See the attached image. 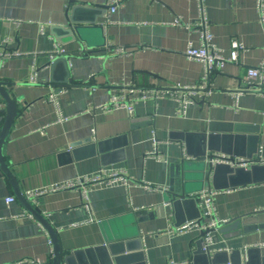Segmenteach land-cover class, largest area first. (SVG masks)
I'll list each match as a JSON object with an SVG mask.
<instances>
[{
  "label": "crops",
  "instance_id": "1",
  "mask_svg": "<svg viewBox=\"0 0 264 264\" xmlns=\"http://www.w3.org/2000/svg\"><path fill=\"white\" fill-rule=\"evenodd\" d=\"M112 1L0 0V53L7 37L13 39L8 50L21 53L0 58V82L17 103L3 155L20 190L28 198L29 191L100 169L123 170L130 177L127 187L94 185L86 194L63 190L31 201L54 228L63 256L78 252L74 264H264V168L243 175L248 184L235 183L214 196L221 221L217 233L233 219L241 223L217 236L213 262L198 252V229L170 231L192 222L189 216L201 210L197 194L214 185L192 193L197 207L179 216L165 201L167 191L185 178L184 162L202 151V135L212 124L258 126L264 138V95L257 88L239 93L247 70L264 66V18L257 0H204L215 46L226 57L234 40L244 50L238 63L213 77L211 95L189 105L183 116L166 97L143 100L132 116L126 109L95 107L128 95L130 87L201 84L202 63L185 54L190 42L200 45V33L173 25L176 18L192 24L197 0H121L110 12ZM71 23L82 32L81 42L66 32ZM56 44L67 50V63L52 69ZM117 49L125 53L117 55ZM69 74L72 84L62 85ZM32 77L35 84L29 83ZM54 90L60 109L47 101ZM5 109L0 96V134ZM262 142L252 164L264 167ZM144 183L163 190L150 191ZM10 197L15 201L8 204ZM29 215L0 168V264L53 262L48 231Z\"/></svg>",
  "mask_w": 264,
  "mask_h": 264
},
{
  "label": "built area",
  "instance_id": "2",
  "mask_svg": "<svg viewBox=\"0 0 264 264\" xmlns=\"http://www.w3.org/2000/svg\"><path fill=\"white\" fill-rule=\"evenodd\" d=\"M121 4V0H114L110 2V12H115L117 6ZM264 0H257V10L264 18ZM197 18L190 23H185L181 18H176L173 25L185 27L189 31L198 30L200 33V45L195 46L193 43H189L187 50L185 52L186 56L190 60H196L203 65V76L202 82L200 85L193 86H181L177 85L173 89H155V88H142V90L135 87H130L128 90V95H114L111 96L109 102L106 105H99L95 107L98 110L103 112H108L111 110H127L130 116L135 112L136 105L143 100L159 98H169L176 102L177 110L176 115L183 116L186 113V109L189 105L197 103L200 99L208 97L213 91V77L224 70V68L229 63H238L239 53L244 50V46L241 45L238 41L234 40L232 45V50L229 56H225L222 51L215 46L213 42V34L208 29L209 19L207 16V11L205 10L204 0H197ZM13 41L11 37L4 39L3 48L4 51L0 53V58L2 57H15L21 55L20 52L8 50V45ZM125 53L124 49H117L116 54L121 55ZM67 50L61 47V45L56 44L54 52L51 54V59L53 60L56 55H66ZM246 83L245 88L239 93H246L250 90H261L257 91L260 94L264 95V66L258 68H249L246 73ZM30 84H35L36 79L32 77L29 81ZM57 91H53L47 98V101L56 105L59 108V102L57 99ZM67 119V118H65ZM151 157L160 159L156 153H150ZM264 163V162H263ZM212 164H228L234 167H242L248 169L251 165L249 160L244 159H234L221 156L213 159ZM131 183L130 177L123 170L116 169H100L98 173L93 174L92 176L77 177L75 180L64 181L62 183H57L50 188L41 189L40 191H29L28 199L32 200L34 203H38L40 197L51 194L58 193V191L63 190H75L79 189L85 194L87 193L88 188L94 185H116L120 184L122 186H128ZM143 187L150 191L160 192L163 188L152 186L150 184L144 183L141 184ZM221 191L216 189H205L197 194L198 200L201 202V217L195 221L188 222L181 225L179 228L173 229L170 231L172 234H180L188 232L192 229H198L200 231V240L203 241L202 248L203 251L207 254L213 253L211 247L215 245L217 241V232L218 228L221 225V221L217 218V211L214 202V196ZM15 201L14 197H10L6 202L12 203ZM29 217L33 218L30 214ZM51 246V257L53 256L54 248L53 241L50 239ZM170 264H178L171 262ZM183 264V263H181Z\"/></svg>",
  "mask_w": 264,
  "mask_h": 264
},
{
  "label": "water",
  "instance_id": "3",
  "mask_svg": "<svg viewBox=\"0 0 264 264\" xmlns=\"http://www.w3.org/2000/svg\"><path fill=\"white\" fill-rule=\"evenodd\" d=\"M66 32L70 35L72 40L81 42L80 29L75 27L72 23L69 25ZM51 68L54 69L56 65L62 63L66 64L67 59L64 55H56L52 60ZM73 80L70 79V74L61 82L62 85L69 86ZM6 83L0 82V96L6 103V116L4 119V125L0 134V168L7 174L13 189L16 192L17 198L31 214L35 220L42 224L48 231L51 240L53 241V262L51 264H74L77 253H72L68 256H63L61 242L58 240L57 234L51 224L43 217L40 210L34 207L32 200L28 199L22 190L18 186V182L8 167L5 156L3 155L4 145L7 142L8 134L14 124L17 112V103L12 99L10 93L6 88ZM61 86V85H60ZM62 90V89H60ZM4 111H0L3 113ZM264 138L261 137V131L258 126H244L235 125L234 123L218 125L217 127L212 124L209 129V133L202 135V148L201 152L196 154L192 159L184 162V168L186 169V175L183 181L179 183V187L171 191H167L165 201L170 203L174 212L179 216L180 212L187 210L188 208L197 207V198L192 196V193L204 188H211L212 184L214 189L223 190L228 189L236 185L248 184L241 181L243 175L251 177L255 175L259 170H262L261 166L252 164L254 155H257L260 146L263 143ZM211 152L210 156H208ZM215 153H223L228 156H236L248 159L251 162L248 170L242 167H234L228 164H212L213 159L218 156ZM225 178V185H220V180ZM249 179V178H248ZM212 183V184H211ZM197 209V208H196ZM196 216H189V221H195L201 217L202 211L198 208ZM246 219V217H244ZM241 223L240 218L233 219L228 226L220 230V234L232 231ZM219 233L216 236H220ZM203 241L199 240L198 252L205 254L213 262V256L207 254L202 248ZM108 264H112L111 262Z\"/></svg>",
  "mask_w": 264,
  "mask_h": 264
}]
</instances>
